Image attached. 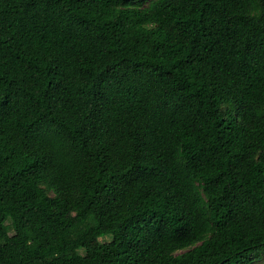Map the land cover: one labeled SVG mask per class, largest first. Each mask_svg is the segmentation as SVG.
I'll return each mask as SVG.
<instances>
[{
  "label": "trees",
  "instance_id": "trees-1",
  "mask_svg": "<svg viewBox=\"0 0 264 264\" xmlns=\"http://www.w3.org/2000/svg\"><path fill=\"white\" fill-rule=\"evenodd\" d=\"M7 221L0 264L264 255V0H0Z\"/></svg>",
  "mask_w": 264,
  "mask_h": 264
},
{
  "label": "rangeland",
  "instance_id": "rangeland-1",
  "mask_svg": "<svg viewBox=\"0 0 264 264\" xmlns=\"http://www.w3.org/2000/svg\"><path fill=\"white\" fill-rule=\"evenodd\" d=\"M7 228L3 229V233L0 234V241L7 240L10 243H16L19 241V236L14 232V230L10 227L9 222H6ZM111 238V235H104L102 237H98L92 240L91 244L93 247L99 246L102 242L108 241ZM251 264H264V255L256 259Z\"/></svg>",
  "mask_w": 264,
  "mask_h": 264
}]
</instances>
